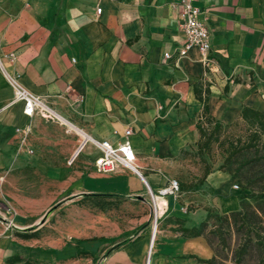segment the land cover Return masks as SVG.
I'll return each mask as SVG.
<instances>
[{"label":"crops","instance_id":"obj_1","mask_svg":"<svg viewBox=\"0 0 264 264\" xmlns=\"http://www.w3.org/2000/svg\"><path fill=\"white\" fill-rule=\"evenodd\" d=\"M178 1L0 0V53L15 56L3 57L5 66L56 114L25 115L0 73V214L11 208L8 219L26 230L0 220V264H204L198 259L213 256L204 237L181 229L198 226L206 207L238 210L241 191L217 169L201 184L186 180L182 152L199 140L195 89H208L209 115L222 125H243V106L264 114V0L195 2L209 33L206 61L196 48L177 58ZM126 129L137 172L98 174V151L80 148L82 134L117 144ZM175 178L179 193L161 195ZM99 199L121 202L130 213L117 220L124 229L115 232L111 209L84 203Z\"/></svg>","mask_w":264,"mask_h":264},{"label":"trees","instance_id":"obj_2","mask_svg":"<svg viewBox=\"0 0 264 264\" xmlns=\"http://www.w3.org/2000/svg\"><path fill=\"white\" fill-rule=\"evenodd\" d=\"M195 94L202 103V111L196 124L199 140L195 154L203 164L196 185L201 184L213 170L202 156L211 149L214 142H218L225 147L226 155L217 170L227 172L241 192L238 195V210L219 213L206 207L205 219L198 226L182 228V234L204 237L213 250L210 259H198L204 264H264V144L261 141L264 114L243 106L240 117L244 135H236L220 142L219 135L224 125L209 115L206 104L208 89L204 90V96L197 89ZM210 125L212 126L208 130Z\"/></svg>","mask_w":264,"mask_h":264},{"label":"built area","instance_id":"obj_3","mask_svg":"<svg viewBox=\"0 0 264 264\" xmlns=\"http://www.w3.org/2000/svg\"><path fill=\"white\" fill-rule=\"evenodd\" d=\"M197 0H179L176 3H172L173 7L178 8L179 12V29L183 35L182 47L177 51V58L184 57L188 50L196 48L201 55L203 61H206L208 51L210 49L209 33L208 29L204 25L203 21L199 18L200 8L195 5ZM97 13L100 12V8H97ZM164 58H169L168 53H164ZM3 57L13 61L14 54L9 53L3 56L0 53V73L3 75L8 85L13 89L14 100L20 101L23 105V113L29 117L37 114L45 119H56V114L40 97L29 92L24 88L18 78L9 72L3 61ZM25 132L24 134H26ZM123 138L117 144H112L108 140H95L82 134V141L80 148L89 142L94 146L98 155L94 159V169L98 174L107 175L114 173L118 168L123 167L131 171L137 172L134 164L135 156L132 146L128 140L131 134L130 129H126L123 132ZM234 189H239L236 184H233ZM149 200L151 203L152 211L154 214L153 229H155V202L154 194L147 188ZM161 195L176 196L179 193V184L175 179L169 180L168 184L159 190ZM13 214V211L9 207H5L4 217L0 214V220L4 224L5 229H14L13 224L9 215Z\"/></svg>","mask_w":264,"mask_h":264},{"label":"rangeland","instance_id":"obj_4","mask_svg":"<svg viewBox=\"0 0 264 264\" xmlns=\"http://www.w3.org/2000/svg\"><path fill=\"white\" fill-rule=\"evenodd\" d=\"M212 125H210L208 127V130H210ZM243 125L242 124H238V123H232V124H228V125H224L220 131V135H219V140L220 142H224L227 138H233V136L236 135H244V129H243ZM218 142H214L211 146V149L207 152H205L203 154V159L205 160V162H207L212 169H218V167L222 164L225 155H226V151H225V147H222L220 144L218 145ZM87 150V147L84 148L81 153H80V157H82L84 155V152ZM187 157L190 159L189 165L187 166L188 168V174L185 176L186 180H194V179H198L199 176L196 175L199 171L201 173L202 170V162L199 159L198 156H196L195 154V150L187 152ZM196 168H199L196 170ZM175 180L178 182V179L175 178ZM248 192V191H246ZM47 192H45L42 197L46 194ZM149 197V195H148ZM69 199H65V201H68ZM65 201H61V203H64ZM89 208L95 209L98 211V209L103 213V214H107V209H111V212L114 213L115 217H116V224H115V232L117 233L119 231L118 227L120 229H124L121 221L123 215L124 216H128L130 215V213H126L127 211H125L122 207H121V202L116 201V200H103V199H99V201L94 200V201H88L84 202ZM52 209H54V206H51L49 208V211H51ZM151 218L152 221H154V214L152 212L151 214ZM117 220H120L119 223H117ZM103 232L106 235H112L111 233V228H103ZM36 237V236H35ZM134 236H131L129 239H133Z\"/></svg>","mask_w":264,"mask_h":264},{"label":"water","instance_id":"obj_5","mask_svg":"<svg viewBox=\"0 0 264 264\" xmlns=\"http://www.w3.org/2000/svg\"><path fill=\"white\" fill-rule=\"evenodd\" d=\"M73 198H74V197H71L68 201L72 200ZM68 201L62 203L61 205L66 204ZM48 217H49V216H48ZM48 217L45 216V218L41 221V223H40L38 226H40L41 224H43L44 221H45ZM38 226H37V227H38ZM37 227H35V228H37ZM35 228H32V229H30V230H34ZM14 229H15V230H19V231H26V230H22V229H20V228H18V227H14ZM30 230H27V231H30Z\"/></svg>","mask_w":264,"mask_h":264},{"label":"bare ground","instance_id":"obj_6","mask_svg":"<svg viewBox=\"0 0 264 264\" xmlns=\"http://www.w3.org/2000/svg\"><path fill=\"white\" fill-rule=\"evenodd\" d=\"M61 118V117H60ZM63 122V121H62Z\"/></svg>","mask_w":264,"mask_h":264}]
</instances>
